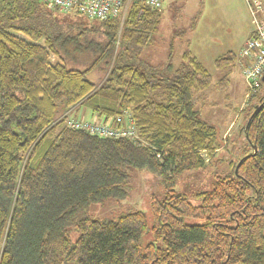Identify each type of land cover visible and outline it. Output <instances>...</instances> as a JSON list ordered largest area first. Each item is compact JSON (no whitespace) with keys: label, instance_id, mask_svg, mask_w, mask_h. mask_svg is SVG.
Returning a JSON list of instances; mask_svg holds the SVG:
<instances>
[{"label":"trees","instance_id":"16d2710c","mask_svg":"<svg viewBox=\"0 0 264 264\" xmlns=\"http://www.w3.org/2000/svg\"><path fill=\"white\" fill-rule=\"evenodd\" d=\"M161 20V7L134 0L122 22L0 0V264H264V94L248 98L257 99L243 126L250 149L192 204L174 186L216 149L215 127L193 101L212 76L189 49L175 66L173 37L164 61L142 56ZM236 57L221 55L215 67ZM95 70L97 83L88 78ZM228 83L225 75L217 86ZM80 105L89 118L75 114ZM125 111L149 145L66 123ZM130 168L162 184L150 223L142 211L86 215L92 202L126 196Z\"/></svg>","mask_w":264,"mask_h":264},{"label":"rangeland","instance_id":"374dc122","mask_svg":"<svg viewBox=\"0 0 264 264\" xmlns=\"http://www.w3.org/2000/svg\"><path fill=\"white\" fill-rule=\"evenodd\" d=\"M161 9L159 30L154 34V42L144 48L142 56L152 63L164 61L170 37H173L172 63L177 66L183 60L182 52L188 48L212 76L208 88L194 91L193 101L200 116L215 127L216 151H208L209 164L182 173L174 186L176 192L184 194L196 205L200 202L197 192L210 189L215 175L228 174L229 163L237 161L250 149L243 126L257 99L248 102L245 96L247 86L239 52L254 23L246 0H163ZM228 52L237 55L234 64L216 68L215 59ZM66 65L73 67L71 63ZM225 75L229 79L228 86L220 89L217 83ZM88 78L97 83L103 74L95 70ZM261 94H264L263 82L257 91V95ZM90 113L83 105L75 112L77 116L85 114L88 118ZM128 174L124 198L110 197L92 202L86 215L97 220H114L127 212L142 211L150 223V199L163 196L159 177L144 168H130ZM187 222L198 223L200 220L188 219ZM67 231L70 239L75 241L78 237L75 226H69Z\"/></svg>","mask_w":264,"mask_h":264},{"label":"built area","instance_id":"2783aa9c","mask_svg":"<svg viewBox=\"0 0 264 264\" xmlns=\"http://www.w3.org/2000/svg\"><path fill=\"white\" fill-rule=\"evenodd\" d=\"M48 8L63 12L76 11L88 19L102 20L119 16L123 21L131 0H39ZM163 0H134L140 6L160 8ZM253 18V31L239 52L243 60L241 72L247 86L246 98L258 91L264 76V1L246 0ZM68 127L86 130L101 138H127L141 145H149L141 137L138 128L128 111L118 115L101 114L92 119L66 120ZM157 158L160 153L152 147Z\"/></svg>","mask_w":264,"mask_h":264},{"label":"crops","instance_id":"0c3cea01","mask_svg":"<svg viewBox=\"0 0 264 264\" xmlns=\"http://www.w3.org/2000/svg\"><path fill=\"white\" fill-rule=\"evenodd\" d=\"M252 31H253V29H251V30H250V32H249V34H248V37H247V39H248V38H249V36L251 35ZM170 38H172V37H170ZM247 39H246V40H247ZM186 49H188V48H186ZM191 52H192V51H191ZM182 53H183V52H182ZM240 64H241V62H240ZM194 103H195V102H194ZM215 151H216V149H215Z\"/></svg>","mask_w":264,"mask_h":264},{"label":"water","instance_id":"95a60500","mask_svg":"<svg viewBox=\"0 0 264 264\" xmlns=\"http://www.w3.org/2000/svg\"><path fill=\"white\" fill-rule=\"evenodd\" d=\"M122 22V21H121ZM263 78H264V76H263Z\"/></svg>","mask_w":264,"mask_h":264}]
</instances>
